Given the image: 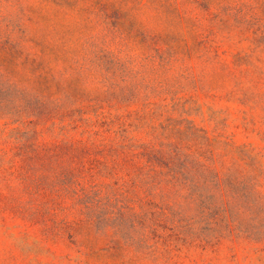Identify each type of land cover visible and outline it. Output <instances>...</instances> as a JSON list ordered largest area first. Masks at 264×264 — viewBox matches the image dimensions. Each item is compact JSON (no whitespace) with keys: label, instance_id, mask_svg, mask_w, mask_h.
<instances>
[{"label":"rangeland","instance_id":"obj_1","mask_svg":"<svg viewBox=\"0 0 264 264\" xmlns=\"http://www.w3.org/2000/svg\"><path fill=\"white\" fill-rule=\"evenodd\" d=\"M5 81L24 90L5 107H40L37 96L50 116L0 117V264H264V238L177 239L172 206L195 214L186 189L148 193L98 151L126 129L213 149L218 167L249 144L264 169V0H0ZM65 140L90 144L82 173L69 190L37 186L22 160Z\"/></svg>","mask_w":264,"mask_h":264},{"label":"trees","instance_id":"obj_2","mask_svg":"<svg viewBox=\"0 0 264 264\" xmlns=\"http://www.w3.org/2000/svg\"><path fill=\"white\" fill-rule=\"evenodd\" d=\"M16 93L22 94L24 90L6 81L0 83V117L12 112L19 116L21 112L35 110L40 111L39 116H50L45 110L46 100L37 96L33 97L40 107H5L11 103L9 97ZM66 113L74 115L73 110L61 114L68 115ZM71 128L79 130L80 136L87 130H81L76 123ZM201 135L208 138L205 133ZM98 151L110 158L111 164L108 162L105 165L107 172L115 171V167L122 163L129 164L139 178V184L148 193L165 186L186 189L183 200L195 205V214L187 217L184 205L172 206L177 220H172L170 226L177 239L186 241L210 228L214 236L211 239L203 238L205 243L225 236L245 235L254 240L264 238V190L260 183L264 169L260 167L258 156L249 148V144L237 147L235 162L227 166L221 164L220 167L217 161L222 154L214 155L213 149L192 155L185 152L178 141L136 142L128 138L126 129L115 131L113 139ZM89 154L90 144L65 140L58 142L51 150L46 148L41 156H29L22 162L28 174L38 169L37 186H59L69 190L74 179L82 173L83 161ZM238 159L244 161L245 165L240 164ZM146 217L145 211L141 213L142 225ZM95 218L96 224L104 222L98 215ZM154 235H157L156 230ZM137 243L147 245L144 232Z\"/></svg>","mask_w":264,"mask_h":264}]
</instances>
